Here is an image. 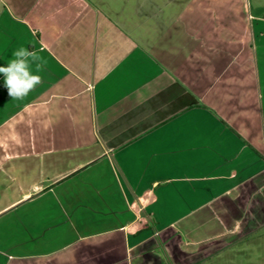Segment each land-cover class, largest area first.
Returning <instances> with one entry per match:
<instances>
[{"label": "crops", "instance_id": "crops-1", "mask_svg": "<svg viewBox=\"0 0 264 264\" xmlns=\"http://www.w3.org/2000/svg\"><path fill=\"white\" fill-rule=\"evenodd\" d=\"M20 47L46 70L23 101L0 74V264L262 254L264 0H0V67Z\"/></svg>", "mask_w": 264, "mask_h": 264}, {"label": "clouds", "instance_id": "clouds-1", "mask_svg": "<svg viewBox=\"0 0 264 264\" xmlns=\"http://www.w3.org/2000/svg\"><path fill=\"white\" fill-rule=\"evenodd\" d=\"M13 58L8 61L6 67H0L3 74L4 86L8 95L17 101H23L30 92L43 83V77L34 74L32 65H35V73L46 70V61L39 55L38 51L20 47L13 52Z\"/></svg>", "mask_w": 264, "mask_h": 264}, {"label": "rangeland", "instance_id": "rangeland-1", "mask_svg": "<svg viewBox=\"0 0 264 264\" xmlns=\"http://www.w3.org/2000/svg\"><path fill=\"white\" fill-rule=\"evenodd\" d=\"M260 244H257L255 251L254 252H258V253H262L260 256H255L252 255L253 258L250 257V259H245L244 260V264H264V259L262 260V258L264 257V236L260 239Z\"/></svg>", "mask_w": 264, "mask_h": 264}]
</instances>
